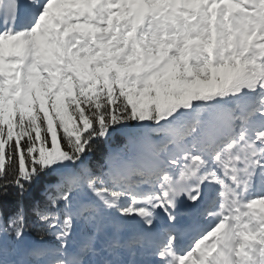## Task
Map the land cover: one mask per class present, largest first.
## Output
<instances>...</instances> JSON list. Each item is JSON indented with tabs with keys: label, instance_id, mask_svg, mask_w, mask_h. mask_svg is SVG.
I'll use <instances>...</instances> for the list:
<instances>
[{
	"label": "snow or ice",
	"instance_id": "obj_1",
	"mask_svg": "<svg viewBox=\"0 0 264 264\" xmlns=\"http://www.w3.org/2000/svg\"><path fill=\"white\" fill-rule=\"evenodd\" d=\"M0 264H264V0H0Z\"/></svg>",
	"mask_w": 264,
	"mask_h": 264
},
{
	"label": "trees",
	"instance_id": "obj_2",
	"mask_svg": "<svg viewBox=\"0 0 264 264\" xmlns=\"http://www.w3.org/2000/svg\"><path fill=\"white\" fill-rule=\"evenodd\" d=\"M193 86L196 87V84H194ZM134 99H135V97H134ZM124 143H126L125 139L123 137H118L116 139V141L114 142V144H113V148L120 147ZM107 155H108L107 147L106 146L102 147L100 152L97 153V155L93 158L91 163L93 165L103 164L105 162L106 158H107ZM8 203H9L10 206H12V204L14 203L12 198H9ZM32 220H33V217H32L31 211H29V221H30V223L32 222ZM32 239L37 241V242H41L40 241V236L37 235V231L35 229L32 232ZM44 241L48 242L49 244H54L55 243V237L45 235Z\"/></svg>",
	"mask_w": 264,
	"mask_h": 264
},
{
	"label": "rangeland",
	"instance_id": "obj_3",
	"mask_svg": "<svg viewBox=\"0 0 264 264\" xmlns=\"http://www.w3.org/2000/svg\"><path fill=\"white\" fill-rule=\"evenodd\" d=\"M202 85H196V87H201ZM122 147V146H121ZM261 208V206H259Z\"/></svg>",
	"mask_w": 264,
	"mask_h": 264
}]
</instances>
